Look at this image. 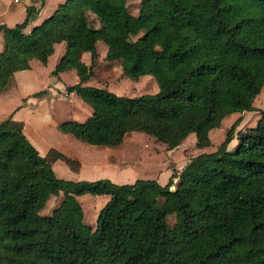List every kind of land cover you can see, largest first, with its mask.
<instances>
[{"label":"trees","instance_id":"1","mask_svg":"<svg viewBox=\"0 0 264 264\" xmlns=\"http://www.w3.org/2000/svg\"><path fill=\"white\" fill-rule=\"evenodd\" d=\"M126 4L65 0L29 29L39 7L27 6L22 22L0 25V91L30 60L46 64L64 41L52 75L74 68L79 82L65 90L91 114L57 127L87 144L112 147L142 132L173 149L194 133L196 147L205 148L226 116L256 110L264 86V0H140L137 15ZM98 40L107 62H119L131 80L151 75L158 91L126 96L83 85L97 65ZM81 52H90L89 65ZM257 112L254 126L237 131L233 149L239 118L215 151L189 158L163 185L59 178L52 161H75L56 151L40 155L19 122L0 121V264H264V110ZM59 193L60 204L41 214ZM85 194L109 196L94 228L77 199Z\"/></svg>","mask_w":264,"mask_h":264},{"label":"crops","instance_id":"2","mask_svg":"<svg viewBox=\"0 0 264 264\" xmlns=\"http://www.w3.org/2000/svg\"><path fill=\"white\" fill-rule=\"evenodd\" d=\"M64 1L65 0H43V4L40 5V1L37 0H0V25L5 24L12 27L22 22L26 17V7L33 4L39 7V9L30 20L28 25L29 29L39 25ZM129 2L137 5L138 13L140 0H127V8ZM89 14L96 19L94 14L88 13V15ZM96 22H98V20ZM102 42L100 40L96 42V52L98 55L97 65L103 61L107 53V46ZM98 46L102 49V54L99 53ZM2 50L3 35L0 33V52ZM65 50L66 42L62 41L56 43L54 45V52L49 56L46 64L32 59L29 61L28 69L16 71L13 74L6 89L0 91V121L10 117L14 121L19 122L22 132L40 155L45 156L50 151H56L61 153L66 159L77 162H74V165L70 166L63 157L53 160L51 166L56 176L59 178L73 181L109 179L116 184H125L132 183L136 179H154L158 181L159 177L162 176L164 179L159 182L162 183V181H164L167 183L171 176L168 173V169H163L160 173H156L158 169H155L154 172H147L148 177H135L136 175L138 176V172L135 175L132 170H121L119 163L112 158L113 154L110 153V150H114L113 148L118 145L112 147L90 145L77 140L70 134L62 133L58 129L57 125L62 121L74 119L82 122L91 114L90 108L78 97V95L74 92L68 93L65 90V86L75 85L79 82L76 70L70 68L59 72L57 76L52 75V71L64 55ZM80 60L86 65H89L91 63L90 52H81ZM120 70L121 74H123L122 67H120ZM83 85L103 88V86L100 87L93 84L92 77ZM40 91H45V94L34 96L35 93ZM10 97H14L13 100H11ZM257 98L258 96L256 99ZM255 100L253 106L256 108ZM250 112L256 113L255 111H243L241 113H232L228 116H231L232 119L234 116H240ZM238 118L240 117H237V119ZM257 119H255L254 125ZM214 129L209 132L210 140ZM209 147H211V144L205 148H197L195 134L190 133L182 143L175 148L180 149L184 154H190V152H192L191 150H194L196 155H198L202 152H212L208 151ZM99 149L102 151H99ZM98 155H100V157H98ZM85 195L88 196L87 199L91 202V208L87 211H94L92 222L89 221L88 224L94 228L96 225V213L98 214L99 210L109 200V196ZM81 198L82 195L77 196L79 201ZM80 204L82 206V202ZM82 209L86 211L83 206Z\"/></svg>","mask_w":264,"mask_h":264},{"label":"rangeland","instance_id":"3","mask_svg":"<svg viewBox=\"0 0 264 264\" xmlns=\"http://www.w3.org/2000/svg\"><path fill=\"white\" fill-rule=\"evenodd\" d=\"M128 8L131 14H137L138 7L136 4L129 2ZM89 16L92 21V25L97 26V20L91 16V14H89ZM97 48L99 53L102 54V49L99 46ZM120 67L121 65L119 62L109 63L104 58L103 61L99 65H96L93 69V74L91 76L93 84L100 87L103 86V88L109 89L115 94L126 96L153 94L158 91L157 83L151 75H145L141 76L137 80H131L121 74ZM13 98L14 97H10L11 100H13ZM255 105L257 106L255 108V114L254 112H250L248 114L234 116L232 119L231 116L225 117L220 126L215 128L212 132L211 147L208 148V151H215L217 149V146L224 140L227 129L230 128L237 117H240V121L234 130V138L229 143L228 148L233 149L237 145V131L254 125L255 119L259 118L257 110H264V86L262 87L258 98L255 100ZM113 149L114 150H110V153L113 154L112 158L119 163L121 170H132L135 175L138 172V176L136 175L135 177H148L147 172H154L155 169H158L156 173H160L163 169H168L169 175L172 173L176 175L183 169L189 158L196 156V152L194 150H191L192 152H190V154H184L178 148L168 149L164 143L159 142L154 137L142 132L127 133L123 138L122 143ZM99 151L102 150L99 149ZM98 157H100V155H98ZM163 179L164 177L160 176L158 182ZM176 180L177 179L174 178L173 186L175 185ZM160 184H165V182L162 181ZM87 197V195H82L80 201L86 210L83 211L84 223L89 225V221L92 222L94 211H87L91 208V202L87 199ZM61 200V193L57 196H51L40 213L51 214L52 210L60 204ZM169 220L171 221L172 218H169Z\"/></svg>","mask_w":264,"mask_h":264}]
</instances>
